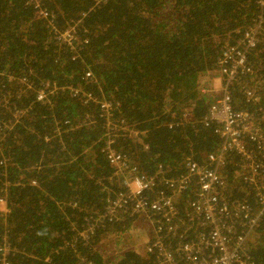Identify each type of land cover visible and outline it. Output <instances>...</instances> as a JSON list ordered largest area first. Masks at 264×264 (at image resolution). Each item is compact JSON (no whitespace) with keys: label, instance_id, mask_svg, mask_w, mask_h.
<instances>
[{"label":"trees","instance_id":"1","mask_svg":"<svg viewBox=\"0 0 264 264\" xmlns=\"http://www.w3.org/2000/svg\"><path fill=\"white\" fill-rule=\"evenodd\" d=\"M251 34L236 109L259 80L264 96V0H0V264H156L152 238L127 235L121 255L102 254L146 226L132 202L116 206L125 191L110 148L156 180L148 200L203 165L221 141L200 88ZM227 162L232 186L238 161ZM248 248L264 264V221Z\"/></svg>","mask_w":264,"mask_h":264},{"label":"built area","instance_id":"2","mask_svg":"<svg viewBox=\"0 0 264 264\" xmlns=\"http://www.w3.org/2000/svg\"><path fill=\"white\" fill-rule=\"evenodd\" d=\"M41 17L46 14L41 13ZM246 43L245 50L223 52L218 70L200 88L201 94L212 100L209 120L217 126L219 149L205 156L203 165L191 163L184 176L164 181L167 194L146 199L145 193L157 186L156 180L136 177L137 169L110 148L109 163L121 174L125 191L116 206L130 201L133 212L144 218L157 250L156 264H254L248 239L264 221L263 82L259 80L257 86L245 91L241 109L233 107L230 92L236 78L248 71L246 50L254 47L252 34L246 36ZM229 156L237 159L239 169L232 186L222 175ZM229 190L242 192L243 197L232 200ZM247 198H252L256 207L251 208ZM0 207H5L2 200ZM194 226L200 229L199 241L186 243L185 237Z\"/></svg>","mask_w":264,"mask_h":264},{"label":"rangeland","instance_id":"3","mask_svg":"<svg viewBox=\"0 0 264 264\" xmlns=\"http://www.w3.org/2000/svg\"><path fill=\"white\" fill-rule=\"evenodd\" d=\"M223 53V52H222ZM222 55V54H221ZM140 228V224H137V229ZM142 230H149V238H150V229L148 228V226L146 225L145 227L141 228ZM137 234L136 232L133 231H129L128 233L122 235L121 237L114 235L112 236L110 239L105 241V249L104 251H102V254L104 255V257H111L113 255H121L120 252L122 249L126 248V246L123 244V240H128L126 238L127 235H131V237L133 238L134 235ZM133 243L137 245V242L135 239H133ZM131 245V243H129ZM125 252V251H124ZM123 252V253H124ZM122 253V254H123Z\"/></svg>","mask_w":264,"mask_h":264},{"label":"crops","instance_id":"4","mask_svg":"<svg viewBox=\"0 0 264 264\" xmlns=\"http://www.w3.org/2000/svg\"><path fill=\"white\" fill-rule=\"evenodd\" d=\"M133 239L136 240L137 246H142L149 239V230H142L141 228L137 229V234L133 236Z\"/></svg>","mask_w":264,"mask_h":264}]
</instances>
